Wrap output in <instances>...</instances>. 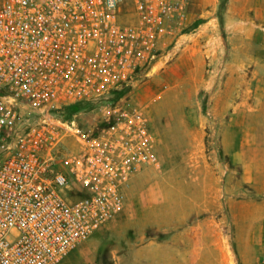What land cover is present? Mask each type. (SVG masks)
Here are the masks:
<instances>
[{
	"label": "built area",
	"instance_id": "2783aa9c",
	"mask_svg": "<svg viewBox=\"0 0 264 264\" xmlns=\"http://www.w3.org/2000/svg\"><path fill=\"white\" fill-rule=\"evenodd\" d=\"M189 2L0 0V264H57L159 166L144 110L108 97L153 66Z\"/></svg>",
	"mask_w": 264,
	"mask_h": 264
},
{
	"label": "rangeland",
	"instance_id": "374dc122",
	"mask_svg": "<svg viewBox=\"0 0 264 264\" xmlns=\"http://www.w3.org/2000/svg\"><path fill=\"white\" fill-rule=\"evenodd\" d=\"M140 107L159 166L133 176L125 205L57 264H134L145 243L204 220L215 264L264 257V11L245 0H190L153 66L112 92ZM215 252L217 250L215 249Z\"/></svg>",
	"mask_w": 264,
	"mask_h": 264
},
{
	"label": "crops",
	"instance_id": "0c3cea01",
	"mask_svg": "<svg viewBox=\"0 0 264 264\" xmlns=\"http://www.w3.org/2000/svg\"><path fill=\"white\" fill-rule=\"evenodd\" d=\"M245 4L264 11V0H245ZM180 223L164 240L145 243L143 255L134 264H215L220 255L219 232L211 233L204 220L185 225L181 219Z\"/></svg>",
	"mask_w": 264,
	"mask_h": 264
},
{
	"label": "trees",
	"instance_id": "16d2710c",
	"mask_svg": "<svg viewBox=\"0 0 264 264\" xmlns=\"http://www.w3.org/2000/svg\"><path fill=\"white\" fill-rule=\"evenodd\" d=\"M227 0H220V2H221V8L224 6V4H225V2H226ZM83 107V105H81V104H72V105H69L68 107H66V116L67 117H70V115L72 114V113H74V112H76V111H78L80 108H82Z\"/></svg>",
	"mask_w": 264,
	"mask_h": 264
}]
</instances>
